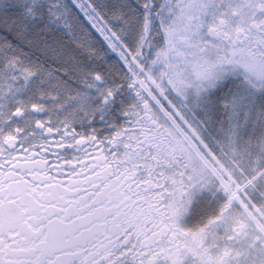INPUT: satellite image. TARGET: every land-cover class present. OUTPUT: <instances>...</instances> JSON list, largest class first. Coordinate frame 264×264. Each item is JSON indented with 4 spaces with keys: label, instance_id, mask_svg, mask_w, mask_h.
Instances as JSON below:
<instances>
[{
    "label": "snow or ice",
    "instance_id": "1",
    "mask_svg": "<svg viewBox=\"0 0 264 264\" xmlns=\"http://www.w3.org/2000/svg\"><path fill=\"white\" fill-rule=\"evenodd\" d=\"M9 68L0 264H248L231 213L264 208V0H0ZM192 187L217 209L188 223Z\"/></svg>",
    "mask_w": 264,
    "mask_h": 264
},
{
    "label": "flooded vegetation",
    "instance_id": "2",
    "mask_svg": "<svg viewBox=\"0 0 264 264\" xmlns=\"http://www.w3.org/2000/svg\"><path fill=\"white\" fill-rule=\"evenodd\" d=\"M34 85L33 83L32 86ZM16 94L13 89L12 92L8 93V97L11 98ZM216 209V201H213L207 192H202L199 187L190 188L184 205V211L189 213L186 217L188 223L203 220L214 214ZM262 212H264V208L253 205L251 208L247 206L233 208L231 213L232 216L237 219L242 218L244 221V231L247 233V238H242L241 247L245 251L248 264H258L259 261H264V255H261L264 252V239L261 240V245L255 244L258 238H264V215L261 214ZM249 248H251L250 255L248 254Z\"/></svg>",
    "mask_w": 264,
    "mask_h": 264
},
{
    "label": "trees",
    "instance_id": "3",
    "mask_svg": "<svg viewBox=\"0 0 264 264\" xmlns=\"http://www.w3.org/2000/svg\"><path fill=\"white\" fill-rule=\"evenodd\" d=\"M23 24H24V21H23V20H20L16 25H14V28H13L14 32L19 31V33H20V40L17 41V43H20V42H25V43H27L28 40L30 39V40H31L30 50L33 51V52H35L37 49L43 47V44H44V41H45L46 37H45V35H44L43 33H41V31H40V27H41V26H39V25H37V24H33V25L31 26L29 32L26 33V32L24 31ZM47 39H48V40H52L53 37H47ZM8 51H9V53H10L11 51H19V48L17 47V48H15V49H9ZM49 54H50V55H53L52 53H49ZM64 55H65V56H64ZM64 55H63V58H62V59H63V62H62V64L60 65L61 68H66L67 70H74V69H77V70H78V69L80 68L79 61H78L77 64H76V62H72V63H68V64H66L67 57L72 58V59H73V58H74V59H77L74 55H71V54H69V53H65ZM66 55H67V57H66ZM41 59L44 60L43 57H42ZM59 59H60V57L57 58V62H58V63H59ZM44 62H45V63H49V64L51 63V61H49V60H45ZM70 77H71V79L76 78L75 81H74V83H73V85H74L75 89L79 90L80 88L77 87V84H78V82H79V80H80V77H77V76H74V77H73V76H70ZM71 84H72V83H71ZM66 87H67V86H66ZM69 89H70V88H68V90H69Z\"/></svg>",
    "mask_w": 264,
    "mask_h": 264
},
{
    "label": "rangeland",
    "instance_id": "4",
    "mask_svg": "<svg viewBox=\"0 0 264 264\" xmlns=\"http://www.w3.org/2000/svg\"><path fill=\"white\" fill-rule=\"evenodd\" d=\"M65 56V55H64ZM66 57H67V55H66ZM63 56H60V59H59V64L61 65L62 64V62H63ZM72 62H76V64L78 63V60L77 59H72V58H69V57H67V60H66V64H68V63H72ZM9 75H7V76H5L4 75V73H1V78H3V79H5V80H7L9 83L11 82V79H10V73H11V71H12V69L11 68H9ZM67 72H68V76L67 77H63L62 78V82H61V91H63V92H68V91H74V92H76V93H78V94H80L81 93V89H79V90H77V89H75V87H74V85H73V83H74V81H75V79L76 78H74V79H71V77L70 76H77V77H80L81 76V70H80V68L77 70V69H74V70H67ZM41 75H43V70H42V73H41ZM33 83L35 84L36 83V81L34 80L33 81ZM72 83V84H71ZM52 85H51V82H49L47 85H46V87H51ZM67 86V87H66ZM22 88V85H17V86H15L13 89H14V92L15 93H17L18 94V89H21ZM68 88H70L69 90H68Z\"/></svg>",
    "mask_w": 264,
    "mask_h": 264
}]
</instances>
